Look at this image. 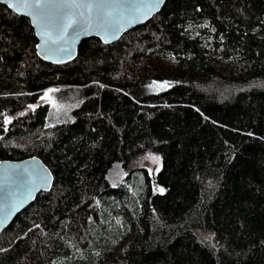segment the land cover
<instances>
[{
    "label": "trees",
    "instance_id": "16d2710c",
    "mask_svg": "<svg viewBox=\"0 0 264 264\" xmlns=\"http://www.w3.org/2000/svg\"><path fill=\"white\" fill-rule=\"evenodd\" d=\"M37 44L0 4V161L36 156L54 174L0 232V264H264V0H166L62 65ZM48 90L76 103L71 119L48 123Z\"/></svg>",
    "mask_w": 264,
    "mask_h": 264
},
{
    "label": "water",
    "instance_id": "95a60500",
    "mask_svg": "<svg viewBox=\"0 0 264 264\" xmlns=\"http://www.w3.org/2000/svg\"><path fill=\"white\" fill-rule=\"evenodd\" d=\"M78 2L82 3L83 0ZM165 2L166 0H118V4L94 6L89 12L85 7H67L64 6V0H53V3L42 10L45 16L41 24L37 25L27 13L41 10L23 7V0H0V4L30 20L38 39V56L57 65L75 60L80 44L87 38L95 37L108 45L116 43L126 32L151 20L161 11ZM58 15H72L77 20H87L91 22L92 27L81 30L79 35L70 28L68 35L60 39L55 27ZM45 29L51 32V37L43 34ZM51 92L50 90L45 92L40 97L39 104L52 105ZM53 183V172L39 157L34 156L21 161H0V232L8 228L41 192L50 191Z\"/></svg>",
    "mask_w": 264,
    "mask_h": 264
},
{
    "label": "rangeland",
    "instance_id": "374dc122",
    "mask_svg": "<svg viewBox=\"0 0 264 264\" xmlns=\"http://www.w3.org/2000/svg\"><path fill=\"white\" fill-rule=\"evenodd\" d=\"M232 68L233 65L228 63L225 64L223 67L224 71H230L232 70ZM55 94H56V90H53L50 93L51 98L55 100L56 103L55 104L53 103V105L50 107L51 108L50 119L48 120L49 124H56V123H60L62 120L71 119L72 118L71 111L76 106V103L74 102L72 104V102L65 101L62 98L58 100ZM143 164L149 171V174L155 177L162 167V159L160 156L154 154H147L144 157ZM124 175L125 174L122 168L120 166H116L113 169V171H111L110 178L113 183L117 184L120 181H122ZM124 219H125V215L121 210L115 211L108 218V222L106 221L105 224L103 225L104 232L107 233L111 239H114L118 233L119 234L121 233L120 232V230H122L121 224L123 223ZM119 242L120 243H118V239H117L118 245L113 244L114 249H117L119 246H121L122 244L121 239ZM87 261L88 259L80 260V258L77 257V259L75 260V264H85Z\"/></svg>",
    "mask_w": 264,
    "mask_h": 264
},
{
    "label": "snow or ice",
    "instance_id": "6c2138e0",
    "mask_svg": "<svg viewBox=\"0 0 264 264\" xmlns=\"http://www.w3.org/2000/svg\"><path fill=\"white\" fill-rule=\"evenodd\" d=\"M51 3H53V0H23V7L30 8L33 10H41L27 13L32 16L33 22L39 25L41 24L42 18L45 16V13L42 10L48 7ZM109 3L118 4V0H83L82 3L78 2V0H64V6L76 8L85 7L89 10V12H91L94 6H106ZM12 7H16V5H12ZM138 11L139 9H137V12ZM80 15L81 17H83V13H81ZM108 15H111V13H108ZM55 27L59 32V38L63 39L65 36L68 35V29H73V32L76 35H79L81 30H87L88 28L92 27V24L87 20H77L72 15H58L55 22ZM113 27L116 26L113 25ZM43 34L45 36L51 37V32L47 31V29H45ZM45 42L47 43V40ZM160 191L163 192V189H160Z\"/></svg>",
    "mask_w": 264,
    "mask_h": 264
},
{
    "label": "flooded vegetation",
    "instance_id": "af4514ba",
    "mask_svg": "<svg viewBox=\"0 0 264 264\" xmlns=\"http://www.w3.org/2000/svg\"><path fill=\"white\" fill-rule=\"evenodd\" d=\"M53 103H54V104L56 103L55 100H53ZM52 105H53V104H52ZM52 105H51V106H52Z\"/></svg>",
    "mask_w": 264,
    "mask_h": 264
},
{
    "label": "bare ground",
    "instance_id": "6f19581e",
    "mask_svg": "<svg viewBox=\"0 0 264 264\" xmlns=\"http://www.w3.org/2000/svg\"><path fill=\"white\" fill-rule=\"evenodd\" d=\"M32 158V157H31ZM28 159V158H27ZM23 160H25V159H23ZM19 161H21V160H19Z\"/></svg>",
    "mask_w": 264,
    "mask_h": 264
}]
</instances>
